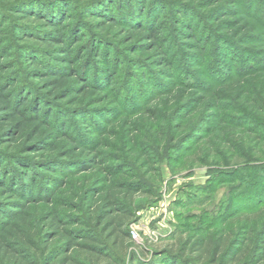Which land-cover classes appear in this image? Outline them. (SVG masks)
I'll use <instances>...</instances> for the list:
<instances>
[{
  "label": "trees",
  "instance_id": "obj_1",
  "mask_svg": "<svg viewBox=\"0 0 264 264\" xmlns=\"http://www.w3.org/2000/svg\"><path fill=\"white\" fill-rule=\"evenodd\" d=\"M200 3L0 0V264H264V203L219 227L182 224L161 250L131 234L144 205L159 197L160 159L169 147L193 142L186 159L194 165L249 169L260 161L264 70L240 73L250 79L245 88L237 78L211 94L214 124L169 130L159 110L168 94L161 90L143 111L124 116L118 131L88 117L97 108L117 111L105 105L113 102L111 91L119 92L125 49L156 50L173 67L162 46L169 19L177 29L188 24L193 49L206 54L188 23ZM218 30L233 41L237 30L252 32L242 21H224ZM240 92L246 101L235 107L238 115L227 114ZM187 94L169 97L172 119L194 115V104L206 101Z\"/></svg>",
  "mask_w": 264,
  "mask_h": 264
},
{
  "label": "rangeland",
  "instance_id": "obj_2",
  "mask_svg": "<svg viewBox=\"0 0 264 264\" xmlns=\"http://www.w3.org/2000/svg\"><path fill=\"white\" fill-rule=\"evenodd\" d=\"M200 2L194 11H190L192 15L188 23L196 30L203 47L207 48L206 54L201 56L193 49L192 42L185 35L189 29L187 23L177 29L174 21L169 19L162 46L173 67L164 65L160 58L162 55L154 56L156 50L143 54L125 49L122 56L125 64L118 74L119 92L111 91L113 102L105 105L117 111L113 113L109 109H93L88 115L91 120L105 129L112 127V124L116 131L121 127L124 116L128 114L131 117L143 111L147 102L158 100L161 90L163 94H168L160 99L159 110L165 119L163 125L169 130L173 131L179 124L195 126L199 120L208 124L216 122L213 118L216 113L209 107L211 94L237 78L242 80L241 86L245 88L250 79L242 77L240 73L246 74L248 68L264 70V0ZM224 21L230 24L247 22L252 32L247 36L242 34V30H237L234 34L238 38H233V41L229 34L218 30V25ZM133 58H141L145 63H134L131 61ZM187 92L186 100L206 101L194 104V108H198L194 115L188 117L187 111L176 120L172 119L170 111L173 102L170 103V99H179ZM258 96L264 100V93ZM244 101L246 96L240 92L238 100L231 103L232 106L228 102L224 103L230 106L227 114H237L235 107L239 105L241 109ZM258 117L264 133V112ZM252 124H255L253 119L248 121V125ZM245 125L248 126L247 123ZM84 133L93 136L89 131ZM192 144L187 142L182 148L174 145L161 154L162 187L158 199L144 205L138 214L139 221L132 228L137 233V238L133 239L137 244L161 250L174 241L178 227L182 224L219 227L229 215L264 203V145L259 154L260 161L248 164L249 169H241L226 167L217 159L215 165L207 162L195 165L188 163L187 150Z\"/></svg>",
  "mask_w": 264,
  "mask_h": 264
},
{
  "label": "built area",
  "instance_id": "obj_3",
  "mask_svg": "<svg viewBox=\"0 0 264 264\" xmlns=\"http://www.w3.org/2000/svg\"><path fill=\"white\" fill-rule=\"evenodd\" d=\"M131 234H132V238L135 240L137 238V233L135 230H132L131 231Z\"/></svg>",
  "mask_w": 264,
  "mask_h": 264
}]
</instances>
